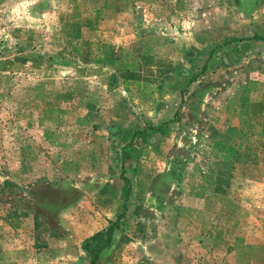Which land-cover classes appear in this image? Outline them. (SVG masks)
Instances as JSON below:
<instances>
[{"label": "rangeland", "instance_id": "374dc122", "mask_svg": "<svg viewBox=\"0 0 264 264\" xmlns=\"http://www.w3.org/2000/svg\"><path fill=\"white\" fill-rule=\"evenodd\" d=\"M113 224L96 264H264V0H0V264Z\"/></svg>", "mask_w": 264, "mask_h": 264}, {"label": "trees", "instance_id": "16d2710c", "mask_svg": "<svg viewBox=\"0 0 264 264\" xmlns=\"http://www.w3.org/2000/svg\"><path fill=\"white\" fill-rule=\"evenodd\" d=\"M198 78H196V77H194V78H192L191 80H190V82H195L196 80H197ZM190 82H188V83H190ZM124 180L126 181V189H127V193H126V199H128V197H129V195H130V181L128 180V178H124ZM122 217V215L120 216V218ZM118 222V221H117ZM114 225L115 224H113L108 230H107V232H106V234L104 235L103 234V236H104V245L98 250V251H96L95 252V254H94V256H93V259H92V261H91V263L90 264H96V262H97V260H98V257H99V255L106 249V248H108L110 245H111V243H112V235H113V231H114ZM95 240H97L98 239V237H95L94 238ZM95 240H93V241H95Z\"/></svg>", "mask_w": 264, "mask_h": 264}]
</instances>
